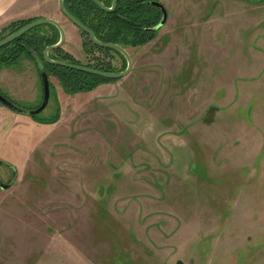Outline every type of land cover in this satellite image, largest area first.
<instances>
[{"label":"rangeland","instance_id":"374dc122","mask_svg":"<svg viewBox=\"0 0 264 264\" xmlns=\"http://www.w3.org/2000/svg\"><path fill=\"white\" fill-rule=\"evenodd\" d=\"M157 2L167 10L166 24L148 46L125 47L133 60L129 75L140 79L143 63L175 60L164 80L171 74L168 91L191 99L190 107L181 102L180 130L192 133L187 141L197 157L190 178L196 181L178 188L182 177L157 169L147 152H132V158L122 152L117 165L102 167L94 190L91 180L77 182L91 163L78 169L73 151L60 145L47 151L52 139L40 131L30 145L15 136L17 116L39 121L56 113L55 86L48 107L34 116L0 103V179L8 184L0 187V264H264V0ZM51 4L55 17L75 26L59 0ZM74 30L80 42L71 34L62 47L79 65L102 58L116 72L126 69L118 54H86ZM25 57L1 69L21 65L10 72L33 82L35 68ZM159 72L143 77L153 82ZM49 78L60 90L58 79ZM3 93L17 105H32ZM130 162L139 166L126 173Z\"/></svg>","mask_w":264,"mask_h":264},{"label":"crops","instance_id":"0c3cea01","mask_svg":"<svg viewBox=\"0 0 264 264\" xmlns=\"http://www.w3.org/2000/svg\"><path fill=\"white\" fill-rule=\"evenodd\" d=\"M51 1L0 0V30L18 20L54 18L65 28L66 41H69L71 34H74V38L79 43L81 39L76 36V30H74L77 27L71 26L69 28L61 19L55 17ZM255 6L259 7V4ZM165 24L166 22L161 27ZM151 42L140 47L148 46ZM157 51L156 55L158 56L160 51ZM164 59H158L157 62L143 63L141 65V71L143 72L140 79L130 78L132 74L129 73L130 75L128 74L124 78L103 83L93 91L70 94L66 93L62 87L59 90L51 81L56 91L54 102V105H56L51 108V113L59 106L60 120L45 124L37 120H23V118L17 116L16 121L19 122H16L17 135L15 136L17 138H20L21 135L24 136L26 142L30 145L32 136L40 131L44 138L52 139L50 143H44L47 151L52 150L53 145H60L62 151H73L71 159L76 161L75 166L78 169V164L91 163L93 167H85L82 172L80 171L82 179L80 180L77 176V182L91 180L94 183V190L101 182L102 167L108 165L111 161H113V167L117 165V162L121 160L122 152H128L124 156L132 158L133 153L138 151L142 152L141 156H144V152H147V156L149 155V158L156 162L157 169L170 168L175 175L182 177L181 182L178 183V188L181 185L188 188L187 184L192 185L196 181L193 180V182L190 175L192 174V165L196 162L197 149L187 141L192 135L190 129L181 133L180 119L182 117L181 102L187 103L190 107L189 102L191 99L188 98L189 95L187 96L186 92L184 98L181 99V94H172L171 90L168 91L171 83L174 82L170 81L171 74H169L170 79L164 80L165 72L171 70L172 67L174 68L175 60H171L168 56L166 63ZM24 61H29L34 65L35 75L38 77L37 73L39 71L36 62L30 57H25ZM21 62L23 61L20 60ZM17 65H15L16 67L0 68V80L2 81L0 82V89L10 96H17L19 101L32 104L31 107L22 105L21 107L36 108L43 99V83L40 86L39 82L41 76L40 74L39 78L34 76L33 82L32 80L27 81L21 74L10 72L15 71V68L19 69L21 65L19 67ZM152 70H160L159 75L161 78H158V80L151 79L153 82H150L148 76L144 79L143 75ZM124 83L126 86H123ZM27 88L32 90L30 97L24 95ZM183 108L186 117L190 118L191 113L187 111V107L183 106ZM70 109H73V111H69ZM70 112L75 114L72 118L68 117ZM68 118L70 121L66 122ZM25 135H28V138ZM88 152L92 153L91 156H86ZM86 157H88V160L85 159ZM150 159H148V163ZM131 163L124 164L126 173L130 170L135 171L139 166V164L133 163L131 165ZM141 165L144 166L143 162ZM177 182L178 180L175 183ZM95 194L99 198L100 195ZM169 196H172V193ZM151 204L153 205L151 202L148 203V205ZM181 207L183 211L185 208L184 206Z\"/></svg>","mask_w":264,"mask_h":264},{"label":"trees","instance_id":"16d2710c","mask_svg":"<svg viewBox=\"0 0 264 264\" xmlns=\"http://www.w3.org/2000/svg\"><path fill=\"white\" fill-rule=\"evenodd\" d=\"M110 7L113 0H101ZM155 2L157 0H119L113 12L103 10L93 0H65L68 10L85 25L91 28L96 37L103 42L117 43L123 47L143 46L153 41L159 33V25L163 20V10ZM33 19L18 20L0 31V40L7 35L14 33ZM83 37L84 51L93 55L98 51L106 56L112 53L123 58L124 65H127L126 58L117 50L100 47L94 44L90 36L79 29ZM60 40V32L53 24H43L26 32L23 36L11 41L0 48V68L17 62L21 56L27 55L33 59L38 68L39 61L42 62L46 72L55 76L67 93L93 91L103 83L117 79L106 78L89 72L48 64L44 58V50L47 46L55 45ZM54 60H62L74 64H80L63 47L50 51ZM94 58V56H93ZM99 58H96V60ZM92 58L90 59V61ZM87 66L109 72H116L117 68L111 60L105 61L100 58L96 62H89ZM50 86L51 84L50 81ZM2 95L9 98L5 93ZM10 99V98H9ZM1 103V101H0ZM38 107V106H37ZM36 107V108H37ZM31 109V108H27ZM34 109V108H32ZM61 112L58 106L56 113L52 116H45L38 122L50 124L60 120ZM2 161H0L1 163Z\"/></svg>","mask_w":264,"mask_h":264},{"label":"water","instance_id":"95a60500","mask_svg":"<svg viewBox=\"0 0 264 264\" xmlns=\"http://www.w3.org/2000/svg\"><path fill=\"white\" fill-rule=\"evenodd\" d=\"M93 1L96 2L103 10L108 11V12H113L116 9V6L119 2V0H113L112 5L110 7H108L101 0H93ZM155 3L161 7V9L163 10V13H164L163 20H162L161 24L159 25V27H161L166 22V20L168 18V13H167V10L163 4H161L160 2H155ZM59 6H60V9L63 12V14L75 26H77L79 29L85 31L90 36V38L94 44H96L97 46H100V47L112 48V49L119 51L127 60L126 69L121 71V72H109V71H104V70H100V69H95V68L87 66V65H79V64H74V63L62 61V60L52 59L50 56V51L61 48L66 41V30H65V28L62 26V24L59 21H57L56 19H53V18H37V19L31 21L30 23L24 25L23 27H21L20 29H18L14 33H12L9 36H6L2 40H0V48L3 47L4 45L10 43L11 41L23 36L26 32L30 31L31 29H33L37 26H40L43 24H53L58 28V30L60 32V40L55 45L47 46L46 49L44 50V58L48 64L62 66V67L71 68V69H76V70H80V71H84V72H89V73H92L95 75H99V76H103V77L111 78V79L124 78L125 76H127L131 72V70L133 68V60H132L131 55L128 53V51L125 47H123L117 43L103 42V41L99 40L96 37L95 32L91 28H89L87 25H85L82 21H80L76 16H74L68 10V8L65 4V0H59ZM39 69H40V75H41L42 83H43V101L37 108L27 109V108L21 107V106L17 105L16 103H14L11 99L5 97L4 95H2L0 93L1 103L6 105L7 107L12 109L16 113H21V114H25V115H29V116H34L36 114L43 112L46 109V107L48 106L49 101H50L51 86H50L49 75L46 72L45 68L43 67L42 62H40V61H39ZM0 187L5 189L8 187V184H4L0 180ZM179 264H182V261H180Z\"/></svg>","mask_w":264,"mask_h":264},{"label":"flooded vegetation","instance_id":"af4514ba","mask_svg":"<svg viewBox=\"0 0 264 264\" xmlns=\"http://www.w3.org/2000/svg\"><path fill=\"white\" fill-rule=\"evenodd\" d=\"M1 180V179H0Z\"/></svg>","mask_w":264,"mask_h":264}]
</instances>
